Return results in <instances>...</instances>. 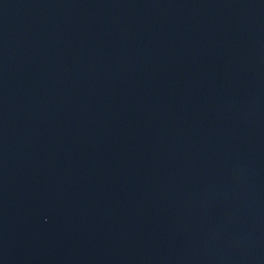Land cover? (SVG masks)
I'll return each instance as SVG.
<instances>
[{"label":"water","instance_id":"obj_1","mask_svg":"<svg viewBox=\"0 0 264 264\" xmlns=\"http://www.w3.org/2000/svg\"><path fill=\"white\" fill-rule=\"evenodd\" d=\"M0 264H264V0H0Z\"/></svg>","mask_w":264,"mask_h":264}]
</instances>
